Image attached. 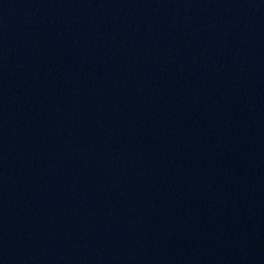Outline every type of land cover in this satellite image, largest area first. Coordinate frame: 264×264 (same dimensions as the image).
Wrapping results in <instances>:
<instances>
[{
	"label": "water",
	"instance_id": "obj_1",
	"mask_svg": "<svg viewBox=\"0 0 264 264\" xmlns=\"http://www.w3.org/2000/svg\"><path fill=\"white\" fill-rule=\"evenodd\" d=\"M0 264H264V0H0Z\"/></svg>",
	"mask_w": 264,
	"mask_h": 264
}]
</instances>
